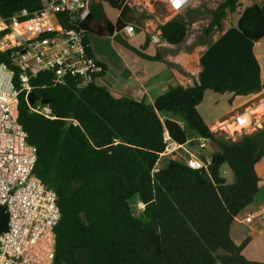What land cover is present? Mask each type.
<instances>
[{
  "label": "trees",
  "instance_id": "trees-1",
  "mask_svg": "<svg viewBox=\"0 0 264 264\" xmlns=\"http://www.w3.org/2000/svg\"><path fill=\"white\" fill-rule=\"evenodd\" d=\"M248 1L223 0L211 11L205 34L222 31L229 12L239 13L237 27L247 40L263 39L264 6ZM104 2L120 12L115 21L106 14ZM42 8L43 0H0V15L5 17ZM133 15L124 0H101L92 4L80 28L88 44L90 35L111 37L144 59L159 60L144 53L148 37L136 48L123 35ZM197 16L159 25L162 38L174 46L182 44ZM70 20L68 15L58 17L68 29L73 27ZM20 50L0 51V63L15 68L11 55ZM99 64L103 71L98 78L106 71V65ZM18 76L17 71L16 84ZM52 80L51 72L32 78L30 93L34 106H48L53 118L32 111L26 91L19 94L18 108L28 141L37 147L34 173L56 192L61 209L54 264H264L243 255L250 238L238 245L231 235L238 215L260 192L256 165L264 158V130L227 140L212 132L198 108L208 90L248 96L264 92V82L249 90L233 77L221 84H177L149 103L117 98L97 81L80 87L73 76L62 85ZM188 129L216 144L209 169H192L175 159L157 169L166 148L165 133L184 145L190 141ZM224 165L233 173V183L223 174ZM134 197L144 205L140 215L130 204ZM8 222L0 206V235Z\"/></svg>",
  "mask_w": 264,
  "mask_h": 264
},
{
  "label": "built area",
  "instance_id": "built-area-1",
  "mask_svg": "<svg viewBox=\"0 0 264 264\" xmlns=\"http://www.w3.org/2000/svg\"><path fill=\"white\" fill-rule=\"evenodd\" d=\"M99 1L43 0V8L35 14L22 10L8 17L0 15V51L21 49L11 55L15 68L0 63V206L5 207L9 216L8 229L0 235V264H54L56 227L61 220V209L56 192L34 173L37 147L28 141V134L19 121L18 99L22 91L28 96L31 79L42 73H53L54 85L65 84L72 76L79 80L80 87L97 81L103 68L90 54L87 34L80 24L90 15L92 4ZM155 1L163 4L173 16H178L200 0ZM252 1L264 6V0ZM127 3L124 0V5ZM62 15L70 16L72 28H64L58 22ZM125 32L133 36L135 27L127 25L122 33ZM150 35L152 44L166 43L159 29ZM260 96H263L262 100L256 107H264V92ZM30 107L36 113L53 118L48 106ZM73 124L77 125V122ZM228 124L235 127L229 139L236 141L264 130V112L245 107L243 112L234 114L221 126ZM165 142L166 148L160 158L175 157L183 146L173 142L167 132ZM204 146V143L200 145ZM190 155L191 158L185 161L190 168L209 169V158ZM260 215L264 219V210Z\"/></svg>",
  "mask_w": 264,
  "mask_h": 264
},
{
  "label": "crops",
  "instance_id": "crops-1",
  "mask_svg": "<svg viewBox=\"0 0 264 264\" xmlns=\"http://www.w3.org/2000/svg\"><path fill=\"white\" fill-rule=\"evenodd\" d=\"M225 19L223 20V30L217 31L212 41L196 44L190 50L189 45L184 44L185 41L182 43L184 47H181L182 44L174 46L164 43L156 46L151 43L153 47L148 45L144 53L150 56L158 55L159 60L153 61L144 59L115 42L111 44V47L117 51L116 56L109 57L95 50L90 39L92 56L98 62L106 65V71L102 77L97 79V83L106 86L117 98L130 97L149 103H153L170 86L177 84L184 87L193 86L195 82L200 83L201 81L221 84L226 78L233 77L246 90L261 85L264 82V77L256 86H247L246 84L245 86L243 77L238 75L236 69L233 68L236 65L237 55L231 52L232 42L227 37L231 31L236 29L234 24L227 23ZM237 30H239L238 27ZM238 34L236 33V35ZM242 35L240 33V36ZM161 47H164L165 50L161 51ZM232 61H234L233 66ZM243 98L247 99L250 96H243ZM212 118L214 121L212 124L205 120L210 128L225 119L222 115ZM261 179L259 194L255 197L254 202L238 215L231 228V235L236 244L240 245L250 238L244 249H248L250 243L259 237L264 238V219L260 215L264 210V179Z\"/></svg>",
  "mask_w": 264,
  "mask_h": 264
},
{
  "label": "rangeland",
  "instance_id": "rangeland-1",
  "mask_svg": "<svg viewBox=\"0 0 264 264\" xmlns=\"http://www.w3.org/2000/svg\"><path fill=\"white\" fill-rule=\"evenodd\" d=\"M127 1V4L130 5L134 13L132 16L134 21L128 23V26L132 25L135 27V34L130 36L125 32L123 35L127 38L128 43L136 48H139L142 44H144L147 37L149 38V46L153 47L150 42V34L153 31L158 30L159 25L166 23L172 18L188 19L190 18V15L197 14L198 16L195 21L191 23L189 34L184 42L185 45H189V50L193 46H196V44L212 41L213 36L217 34V31H215L211 35H206L204 29L208 26L211 19L209 13H211V11L216 9L218 5L223 2V0H200L198 3H195L193 6L188 8L183 14L173 16L159 1ZM139 2L144 3V5H140ZM251 2L253 1H248L247 4L249 5ZM105 11L111 20L115 21L117 19V15L119 14L117 9H114L109 4L105 3ZM238 19L239 13L231 14L229 12L227 13L225 19L227 23L234 24L233 26L236 29L235 31H231L227 37L232 42L233 49L231 52L237 55L235 61L236 65L233 68L236 69L238 75L243 77L244 85L256 86L264 77V38L254 42L245 39L243 35L240 36L241 32L237 30ZM236 33L239 34L236 35ZM90 38L95 50L109 57L116 56L117 51L113 50L111 44L118 42H116L113 38H100L94 35H90ZM184 44H182L181 47H184ZM160 49H162L161 51L165 50L164 47H161ZM127 56H125V58H128ZM231 64L233 66L234 61H232ZM261 94L262 92L253 93L248 95L250 98L245 99L243 96H236L228 93L220 94L210 91L207 92L199 111L203 118H205V120H207L210 124L214 122L212 118L214 116L222 115L225 117L223 121L215 126H211L210 129L212 131L219 129L215 132L217 135L223 137L224 139L231 140L229 139V134L235 130V127L231 124L223 126H221V124L225 121H229L232 115L243 112L245 107H252L254 108V111L263 113V106L256 107V105H258V103L262 100L263 96H260ZM233 101L234 104L232 105ZM188 136L190 141L184 144L177 151L175 157L169 155L160 158V162L156 166L157 169L166 167L169 159L185 162L187 159L191 158L190 153L205 159L210 158L211 155L218 150L214 142L200 138L190 129H188ZM238 139L240 138H237V140ZM202 143L205 144L203 148L200 147ZM256 170L260 176H262L261 178L264 179V158L257 165ZM222 172H224L223 174L229 183H233L235 181V177L227 165L222 167ZM130 204L133 206L135 214L140 215L144 208L143 203L140 202L137 197H134L130 201ZM243 255L251 261L264 263V238L259 237L255 241L251 242L248 249L243 250Z\"/></svg>",
  "mask_w": 264,
  "mask_h": 264
},
{
  "label": "water",
  "instance_id": "water-1",
  "mask_svg": "<svg viewBox=\"0 0 264 264\" xmlns=\"http://www.w3.org/2000/svg\"><path fill=\"white\" fill-rule=\"evenodd\" d=\"M212 14H213L212 12L209 13V16H212ZM27 101H28V103H29L30 106H33L36 103L35 98H34V95L32 93H29L28 94Z\"/></svg>",
  "mask_w": 264,
  "mask_h": 264
},
{
  "label": "bare ground",
  "instance_id": "bare-ground-1",
  "mask_svg": "<svg viewBox=\"0 0 264 264\" xmlns=\"http://www.w3.org/2000/svg\"><path fill=\"white\" fill-rule=\"evenodd\" d=\"M231 128V127H230ZM232 129V128H231ZM231 131V130H230Z\"/></svg>",
  "mask_w": 264,
  "mask_h": 264
}]
</instances>
